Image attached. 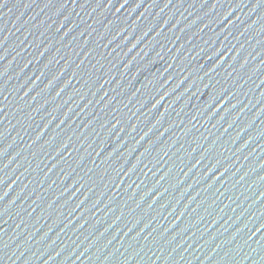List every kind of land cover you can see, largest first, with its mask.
<instances>
[{"label": "water", "instance_id": "obj_1", "mask_svg": "<svg viewBox=\"0 0 264 264\" xmlns=\"http://www.w3.org/2000/svg\"><path fill=\"white\" fill-rule=\"evenodd\" d=\"M0 264H264V0H0Z\"/></svg>", "mask_w": 264, "mask_h": 264}, {"label": "snow or ice", "instance_id": "obj_2", "mask_svg": "<svg viewBox=\"0 0 264 264\" xmlns=\"http://www.w3.org/2000/svg\"><path fill=\"white\" fill-rule=\"evenodd\" d=\"M0 182H2V181H0ZM0 215H2V213H0Z\"/></svg>", "mask_w": 264, "mask_h": 264}]
</instances>
